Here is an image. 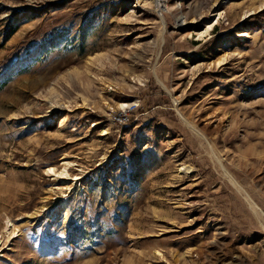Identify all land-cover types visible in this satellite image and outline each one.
Here are the masks:
<instances>
[{"label":"rangeland","instance_id":"obj_1","mask_svg":"<svg viewBox=\"0 0 264 264\" xmlns=\"http://www.w3.org/2000/svg\"><path fill=\"white\" fill-rule=\"evenodd\" d=\"M261 4L0 0V264H264Z\"/></svg>","mask_w":264,"mask_h":264},{"label":"bare ground","instance_id":"obj_2","mask_svg":"<svg viewBox=\"0 0 264 264\" xmlns=\"http://www.w3.org/2000/svg\"><path fill=\"white\" fill-rule=\"evenodd\" d=\"M260 6H264V0H262V4L260 5ZM260 6H259V8H260ZM253 11V10H252ZM249 12H251V11H249V10H247V11H245L243 14H242V17L244 18V16H247V14L249 13ZM213 16L214 17H218V16H220V12H218V14H213ZM210 27H211V24L210 25H208L205 29H204V32H202V34L203 33H205V32H207L209 29H210ZM227 58H228V55H223V56H221L220 57V59L217 61L218 62V64H220V63H224V61L225 60H227ZM200 65H198V66H195L194 67V69L195 70H198V69H200ZM120 106L121 107H125L126 105L125 104H123V103H121L120 104ZM196 130V129H195ZM197 131V130H196ZM198 133H199V131H197ZM200 134V133H199ZM71 166V163L70 162H68V161H64L63 163H62V166H61V168L60 169H58V168H55V167H48L47 168V172H49L51 175H53L54 176V178L55 179H57V180H60L61 181V183H73V184H75L76 183V181H77V179L80 177L79 175H76V176H71L70 175V173H69V171H67V169L69 168ZM56 198H58L57 196H56ZM4 231H5V233H6V235H5V239L6 240H8V239H10L11 237H13V236H15L18 232V228H17V226H15L12 222H11V220L9 219V218H5V221H4Z\"/></svg>","mask_w":264,"mask_h":264},{"label":"trees","instance_id":"obj_3","mask_svg":"<svg viewBox=\"0 0 264 264\" xmlns=\"http://www.w3.org/2000/svg\"><path fill=\"white\" fill-rule=\"evenodd\" d=\"M53 4H49V6L51 7V6L56 5V4L54 5ZM25 13H26L25 10L24 11H14L9 15L7 21L3 25L2 41L7 40L10 37V35L20 27L19 25L24 22Z\"/></svg>","mask_w":264,"mask_h":264}]
</instances>
